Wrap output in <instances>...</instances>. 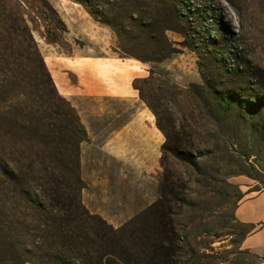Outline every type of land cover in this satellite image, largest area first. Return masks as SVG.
<instances>
[{"label": "trees", "instance_id": "trees-1", "mask_svg": "<svg viewBox=\"0 0 264 264\" xmlns=\"http://www.w3.org/2000/svg\"><path fill=\"white\" fill-rule=\"evenodd\" d=\"M69 1L115 34L119 57L163 61L175 51L166 29L182 33L184 45L194 48L180 28L183 20H192L181 0H152L148 10L142 8L144 0ZM124 20L138 23L132 30ZM67 31L50 0H0V242L6 252L24 250L20 264H181L183 236L174 215L185 203L184 187L167 165L174 159L192 165L200 150L184 136L199 125L190 121L213 109L218 95L212 96L216 91L203 74L201 84L187 87L153 69L133 78L132 87L164 135L162 171L158 197L114 227L82 202L80 144L87 132L74 106L58 92L34 37L37 33L60 47ZM241 68L227 66L234 73ZM193 88L200 89L199 97ZM181 101L201 116L179 119L172 109ZM253 101L264 104V93ZM233 103L232 96L223 98L225 110Z\"/></svg>", "mask_w": 264, "mask_h": 264}, {"label": "rangeland", "instance_id": "rangeland-1", "mask_svg": "<svg viewBox=\"0 0 264 264\" xmlns=\"http://www.w3.org/2000/svg\"><path fill=\"white\" fill-rule=\"evenodd\" d=\"M181 1L184 9L189 8L192 20H183L180 28L187 32L193 49L184 45L182 33L166 29L164 34L175 51L163 61L141 62L123 57L143 64L144 76L150 69L165 72L171 82L183 87L201 84L203 74L216 91L212 96L218 95L213 109H203L205 115L200 120L189 103L181 101L180 108L172 109L179 119L192 114L196 119L190 123L199 121L184 137L193 141V150H200V154L194 157L192 165L177 159L167 165L174 181L184 187L185 203L176 208L174 215L183 236L179 243L181 264H256L257 259L241 244L248 227L240 224L233 212L242 197L264 188V104L253 101L256 95L264 93V0ZM50 2L61 18L70 22V28L60 47L47 44L34 33L47 68L52 66L55 56L76 53L119 56L115 34L80 5L69 0ZM144 2L142 8L146 10L153 4L152 0ZM90 21H94L93 27L88 24ZM124 21L132 30L138 23ZM58 49L69 54H59ZM58 60L69 63V59ZM240 64L239 72L227 70V66ZM192 93L199 97L200 89L193 88ZM227 95L234 98L230 110L222 105ZM82 104L88 118L118 107L103 98H87ZM93 127L101 125L95 123ZM99 159L101 165L107 161L105 157ZM161 171L159 164L158 182ZM143 184L145 197L154 194V174L152 179L144 178ZM111 216L114 224L124 222L119 215ZM6 251L0 242V264H20L19 258H26L21 248Z\"/></svg>", "mask_w": 264, "mask_h": 264}, {"label": "crops", "instance_id": "crops-1", "mask_svg": "<svg viewBox=\"0 0 264 264\" xmlns=\"http://www.w3.org/2000/svg\"><path fill=\"white\" fill-rule=\"evenodd\" d=\"M63 20L69 29L70 22ZM88 24L95 25L94 21ZM54 58L48 67L53 81L58 92L74 106L87 132V140L80 144V172L85 182L82 202L91 213L117 227L158 196L164 135L132 87L133 78L145 75L144 66L110 53ZM58 59H69V63ZM87 98H103L118 107L88 118L82 104ZM95 123L101 127H93ZM99 157L107 159L102 163L105 167ZM153 174L154 194L145 197L144 178L152 179ZM113 213L124 222L114 224ZM233 213L239 223L249 226L242 247L260 258L257 264H264V188L242 197Z\"/></svg>", "mask_w": 264, "mask_h": 264}]
</instances>
